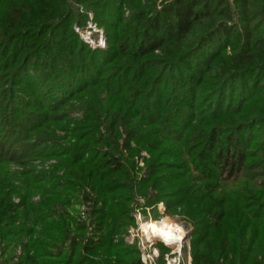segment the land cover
<instances>
[{
  "label": "trees",
  "instance_id": "trees-1",
  "mask_svg": "<svg viewBox=\"0 0 264 264\" xmlns=\"http://www.w3.org/2000/svg\"><path fill=\"white\" fill-rule=\"evenodd\" d=\"M140 196L264 264V0H0V264H143Z\"/></svg>",
  "mask_w": 264,
  "mask_h": 264
},
{
  "label": "rangeland",
  "instance_id": "rangeland-1",
  "mask_svg": "<svg viewBox=\"0 0 264 264\" xmlns=\"http://www.w3.org/2000/svg\"><path fill=\"white\" fill-rule=\"evenodd\" d=\"M83 9V8H82ZM88 18L89 22L86 27H75V32L81 37V39L92 49L98 48L100 44L103 45L101 48H106L107 46V39L105 30L98 26L96 23H94V14L92 12H88ZM86 38H88V41H86ZM143 157L148 158V155L144 153L142 155ZM140 168L145 169V163L143 160L140 161L139 164ZM145 198L138 197L134 200V202L131 204L132 207V215L134 216V224L129 226V228L122 234V237L125 239L128 245H135L139 248L141 253V260L143 261V252L149 251L153 252L154 249L157 250L160 255L155 258L157 264H167L166 257L169 255L170 261H172V258H175L178 256V249L172 246H179V244L176 241H169L165 237L161 236V230L169 227L170 225H178L179 227H183L184 230L187 233V236L185 238V241L182 246L181 254L179 256L181 257V264L185 262V264H192V258H191V237L189 231L191 230V226L189 223L186 222L184 218H182L179 215H171L166 210V205L164 202L158 203L156 206H147L146 205ZM85 205L80 204V202H77L74 205V208H72V211L75 214H78V211H82V215H86L85 213ZM157 210V215H156ZM147 220V221H146ZM144 221H146L144 223ZM158 221V222H155ZM143 222V224H142ZM164 223L167 225L160 224ZM141 224L142 228L145 232L151 234L154 233L158 236L160 239H164L163 242L161 240H156V242L151 246L146 243H142L146 238L145 232L141 230ZM182 228V229H183ZM162 239V240H163ZM169 244V245H168ZM172 245V246H171ZM172 264H177V262H173Z\"/></svg>",
  "mask_w": 264,
  "mask_h": 264
},
{
  "label": "built area",
  "instance_id": "built-area-1",
  "mask_svg": "<svg viewBox=\"0 0 264 264\" xmlns=\"http://www.w3.org/2000/svg\"><path fill=\"white\" fill-rule=\"evenodd\" d=\"M86 41H88V38H86ZM97 47H103V45L102 44H100L99 46H97ZM147 221V220H146ZM146 221H144V222H146ZM143 223V222H142ZM141 230L143 231V229H142V224H141ZM144 232V231H143ZM146 234V233H145ZM187 234V233H186ZM146 237V239L142 242V243H146V244H149V245H153L155 242H156V240H161V241H163V242H165L164 240H162V239H160V238H156V237H153V238H150L149 236H147V235H145ZM184 241H185V239L183 240V242L181 243V245L180 246H178V247H175L176 249H178V252H176V253H178V256L177 257H175V258H172L171 260L173 261V262H177V264H181V257L179 256V254H181V250H182V246H183V243H184ZM166 243V242H165ZM169 245V244H168ZM172 247H174V246H172ZM21 252H22V249H21V247H19L18 248V250H17V255H19V254H21ZM158 255H160V253L157 251V250H155L154 249V251L151 253V252H149V251H144L143 252V261H144V263L145 264H157L156 263V260H155V258L156 257H158ZM166 260H167V264H172V261H170V258H169V255H167V257H166Z\"/></svg>",
  "mask_w": 264,
  "mask_h": 264
},
{
  "label": "bare ground",
  "instance_id": "bare-ground-1",
  "mask_svg": "<svg viewBox=\"0 0 264 264\" xmlns=\"http://www.w3.org/2000/svg\"><path fill=\"white\" fill-rule=\"evenodd\" d=\"M145 223V222H144ZM143 224V223H142ZM183 228V227H182ZM181 227H179L178 225H170L169 227L162 229L161 230V236L165 237L166 239H168L170 242L171 241H176L179 246L181 245V243L183 242V240L186 238L187 234L186 231L184 230V228L182 229ZM143 229V228H142ZM144 231V229H143ZM145 232V231H144ZM147 236H149L150 238L156 237L158 238V236L154 233H147L145 232ZM174 247H178L175 246Z\"/></svg>",
  "mask_w": 264,
  "mask_h": 264
},
{
  "label": "water",
  "instance_id": "water-1",
  "mask_svg": "<svg viewBox=\"0 0 264 264\" xmlns=\"http://www.w3.org/2000/svg\"><path fill=\"white\" fill-rule=\"evenodd\" d=\"M172 246V245H171Z\"/></svg>",
  "mask_w": 264,
  "mask_h": 264
}]
</instances>
